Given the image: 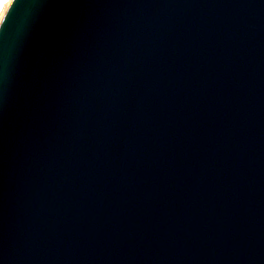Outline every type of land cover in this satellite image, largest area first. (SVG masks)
Returning <instances> with one entry per match:
<instances>
[{
    "label": "water",
    "instance_id": "water-1",
    "mask_svg": "<svg viewBox=\"0 0 264 264\" xmlns=\"http://www.w3.org/2000/svg\"><path fill=\"white\" fill-rule=\"evenodd\" d=\"M0 264H264V0H10Z\"/></svg>",
    "mask_w": 264,
    "mask_h": 264
},
{
    "label": "rangeland",
    "instance_id": "rangeland-1",
    "mask_svg": "<svg viewBox=\"0 0 264 264\" xmlns=\"http://www.w3.org/2000/svg\"><path fill=\"white\" fill-rule=\"evenodd\" d=\"M9 0H0V17L3 14Z\"/></svg>",
    "mask_w": 264,
    "mask_h": 264
},
{
    "label": "bare ground",
    "instance_id": "bare-ground-1",
    "mask_svg": "<svg viewBox=\"0 0 264 264\" xmlns=\"http://www.w3.org/2000/svg\"><path fill=\"white\" fill-rule=\"evenodd\" d=\"M9 2H10V0H9ZM9 2H8V4H9ZM8 4H7V6H8ZM7 6H6V7H7ZM5 9H6V8H5ZM4 11H5V10H4ZM3 13H4V12H3ZM2 15H3V14H2ZM2 15H1V17H2ZM1 17H0V19H1Z\"/></svg>",
    "mask_w": 264,
    "mask_h": 264
}]
</instances>
